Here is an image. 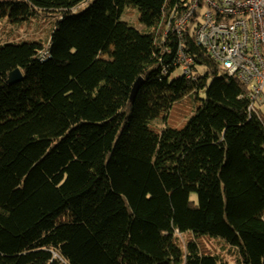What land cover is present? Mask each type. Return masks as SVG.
<instances>
[{
  "label": "trees",
  "instance_id": "16d2710c",
  "mask_svg": "<svg viewBox=\"0 0 264 264\" xmlns=\"http://www.w3.org/2000/svg\"><path fill=\"white\" fill-rule=\"evenodd\" d=\"M83 1L0 0L12 24L56 17L47 44L0 45V264H229L203 235L264 264V118L192 32L197 79L173 76L189 0ZM191 97L182 128L150 127Z\"/></svg>",
  "mask_w": 264,
  "mask_h": 264
},
{
  "label": "built area",
  "instance_id": "2783aa9c",
  "mask_svg": "<svg viewBox=\"0 0 264 264\" xmlns=\"http://www.w3.org/2000/svg\"><path fill=\"white\" fill-rule=\"evenodd\" d=\"M204 8L203 20L194 25ZM180 16L172 25L169 22L179 39L173 65L186 79H197L192 70L194 61L183 46L184 33L192 32L197 44L230 77L239 78L247 87L248 110L255 113V103L264 90V0H189V7Z\"/></svg>",
  "mask_w": 264,
  "mask_h": 264
},
{
  "label": "rangeland",
  "instance_id": "374dc122",
  "mask_svg": "<svg viewBox=\"0 0 264 264\" xmlns=\"http://www.w3.org/2000/svg\"><path fill=\"white\" fill-rule=\"evenodd\" d=\"M92 0H84L80 5L73 9V12L80 13L87 8ZM207 9V8H206ZM206 9H200V16L195 19L194 25L203 20V13ZM56 17L48 12H37L28 21L19 24H12L6 18L0 19V45L7 42L17 41H38L42 44H47L50 38L51 31L55 25ZM121 21L127 23L136 30L148 34L150 29L142 25L139 21V11L135 7H128L121 16ZM179 70H176L174 77L180 76ZM202 98L205 95L201 92ZM201 102L194 101V97L188 98L183 102L177 103L170 116L165 119H155L150 121V127L156 131H160L168 122L169 127L182 128L189 117L195 112L197 105ZM255 109L264 118V92L261 100L255 103ZM196 195L193 194V198ZM193 238L192 235L184 234L180 236V241L176 240V244L183 249L188 238ZM198 240V243L209 253L218 256L221 260L229 264H240V255L238 248L228 244L223 238L203 235ZM181 243V244H180Z\"/></svg>",
  "mask_w": 264,
  "mask_h": 264
},
{
  "label": "water",
  "instance_id": "95a60500",
  "mask_svg": "<svg viewBox=\"0 0 264 264\" xmlns=\"http://www.w3.org/2000/svg\"><path fill=\"white\" fill-rule=\"evenodd\" d=\"M23 74L22 72L20 71V69H16L14 71H12L9 76H8V80H7V83L9 85H14L18 82H21L23 80ZM143 82V79L142 78H139L136 83L134 84V87H133V90H132V96L131 98L133 99L135 97V94L136 92L138 91L140 85L142 84Z\"/></svg>",
  "mask_w": 264,
  "mask_h": 264
},
{
  "label": "clouds",
  "instance_id": "9594fccd",
  "mask_svg": "<svg viewBox=\"0 0 264 264\" xmlns=\"http://www.w3.org/2000/svg\"><path fill=\"white\" fill-rule=\"evenodd\" d=\"M167 33H168V32H167ZM167 33H166V34H167ZM176 69L179 70L178 68H176ZM179 71H180V70H179ZM180 73H181V72H180ZM263 92H264V90H263ZM263 92H262V94H263ZM261 96H262V95H261ZM260 100H261V99H260ZM260 100H259V101H260ZM255 110H256V109H255Z\"/></svg>",
  "mask_w": 264,
  "mask_h": 264
}]
</instances>
